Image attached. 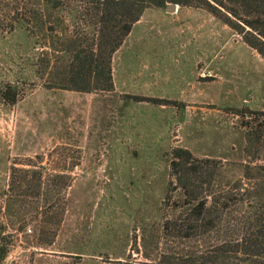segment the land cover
Segmentation results:
<instances>
[{
    "label": "rangeland",
    "instance_id": "1",
    "mask_svg": "<svg viewBox=\"0 0 264 264\" xmlns=\"http://www.w3.org/2000/svg\"><path fill=\"white\" fill-rule=\"evenodd\" d=\"M178 5L145 10L113 56L112 91L62 88L67 53L0 26L4 264L155 259L171 149L243 172L241 114L264 110V57L207 10Z\"/></svg>",
    "mask_w": 264,
    "mask_h": 264
},
{
    "label": "trees",
    "instance_id": "2",
    "mask_svg": "<svg viewBox=\"0 0 264 264\" xmlns=\"http://www.w3.org/2000/svg\"><path fill=\"white\" fill-rule=\"evenodd\" d=\"M167 3L207 10L264 57V0H0V26L9 32L19 25L44 47L67 53L62 88L112 91L114 54L147 8ZM241 116L247 156L241 174L221 159L171 149L166 241L157 258L143 251L147 261L134 264H264V110ZM8 252L0 244V264Z\"/></svg>",
    "mask_w": 264,
    "mask_h": 264
},
{
    "label": "crops",
    "instance_id": "3",
    "mask_svg": "<svg viewBox=\"0 0 264 264\" xmlns=\"http://www.w3.org/2000/svg\"><path fill=\"white\" fill-rule=\"evenodd\" d=\"M140 23H142V20H139V21L134 25V27H133L131 33L128 35L127 38H129V37H131V35H133V33H134V29H135L136 27H138V26L140 25ZM127 38H126V40H125V42H124V45L127 44V41H128ZM122 47H123V45H122ZM122 47H121L119 50L123 49ZM119 50H118V51H119ZM118 51H117V52H118ZM117 52H116V53H117ZM117 54H118V53H117ZM136 56H137V55H136ZM125 63H127V62L124 61L123 64H125ZM112 67H113V76L115 77V65H114V62H113Z\"/></svg>",
    "mask_w": 264,
    "mask_h": 264
},
{
    "label": "water",
    "instance_id": "4",
    "mask_svg": "<svg viewBox=\"0 0 264 264\" xmlns=\"http://www.w3.org/2000/svg\"><path fill=\"white\" fill-rule=\"evenodd\" d=\"M178 6L179 5L176 3H167L165 6V10L168 12H176Z\"/></svg>",
    "mask_w": 264,
    "mask_h": 264
}]
</instances>
